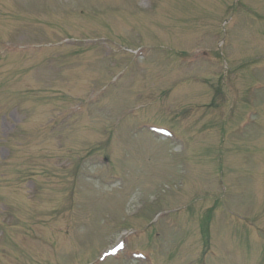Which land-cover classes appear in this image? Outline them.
Here are the masks:
<instances>
[{
	"label": "rangeland",
	"instance_id": "374dc122",
	"mask_svg": "<svg viewBox=\"0 0 264 264\" xmlns=\"http://www.w3.org/2000/svg\"><path fill=\"white\" fill-rule=\"evenodd\" d=\"M0 264H264V0H0Z\"/></svg>",
	"mask_w": 264,
	"mask_h": 264
}]
</instances>
